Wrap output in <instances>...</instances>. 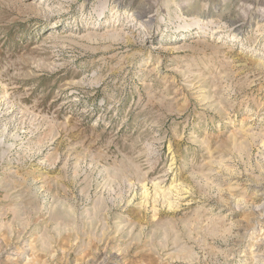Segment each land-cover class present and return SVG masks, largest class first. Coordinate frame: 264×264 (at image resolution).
<instances>
[{
    "label": "rangeland",
    "instance_id": "obj_1",
    "mask_svg": "<svg viewBox=\"0 0 264 264\" xmlns=\"http://www.w3.org/2000/svg\"><path fill=\"white\" fill-rule=\"evenodd\" d=\"M0 264H264V0H0Z\"/></svg>",
    "mask_w": 264,
    "mask_h": 264
},
{
    "label": "bare ground",
    "instance_id": "obj_2",
    "mask_svg": "<svg viewBox=\"0 0 264 264\" xmlns=\"http://www.w3.org/2000/svg\"><path fill=\"white\" fill-rule=\"evenodd\" d=\"M142 16H147L148 15V13H147V11L145 10V12H143L142 14H141ZM141 17V16H140ZM131 20L133 21L134 20V18H132L131 17ZM129 25V24H128ZM217 32H223V31H220V30H218ZM142 34H145V35H141V34H139V37L140 38H145V36H150L151 35V33H147V32H142ZM176 191V190H175ZM259 195V194H258ZM236 200V199H235ZM146 201V200H145ZM253 209V208H252ZM257 209V208H256ZM254 210V209H253ZM259 240V239H258ZM260 244V243H259ZM256 247V246H255ZM255 254V253H254ZM259 256V255H258ZM254 261V260H253Z\"/></svg>",
    "mask_w": 264,
    "mask_h": 264
}]
</instances>
